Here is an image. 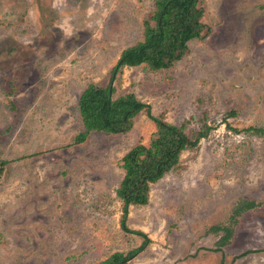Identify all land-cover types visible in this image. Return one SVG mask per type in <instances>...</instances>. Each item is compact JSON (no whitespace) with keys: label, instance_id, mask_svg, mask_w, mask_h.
Listing matches in <instances>:
<instances>
[{"label":"rangeland","instance_id":"374dc122","mask_svg":"<svg viewBox=\"0 0 264 264\" xmlns=\"http://www.w3.org/2000/svg\"><path fill=\"white\" fill-rule=\"evenodd\" d=\"M200 6L204 35L180 60L114 83L154 117L212 129L129 207L126 232L121 160L156 124L141 113L126 134L75 144L79 100L143 40L155 0H0V264H101L140 248L134 232L150 242L127 264H264V0ZM244 202L257 207L238 214Z\"/></svg>","mask_w":264,"mask_h":264},{"label":"trees","instance_id":"16d2710c","mask_svg":"<svg viewBox=\"0 0 264 264\" xmlns=\"http://www.w3.org/2000/svg\"><path fill=\"white\" fill-rule=\"evenodd\" d=\"M204 14L200 0H155L151 21L144 22L143 40L121 54L110 72L109 84L106 87L90 84L80 97L79 110L85 132L76 137L75 144L85 142L91 132L126 134L141 113L156 124L157 130L150 144H138L121 160L125 175L117 196L123 202L121 226L126 232H131L126 223L129 207L147 205L151 185L174 170L179 165L182 153L197 148L212 129L204 124L199 131L188 132L184 125H172L163 118L154 117L151 106L138 100L134 94L115 98V80L125 67L146 65L151 70H162L180 60L188 51V43L204 35ZM5 166L6 162L0 160V177ZM256 207L254 202H244L237 208V213ZM224 231L227 235L219 242L218 251L231 237L229 229ZM134 233L144 239L140 248L127 254L115 253L101 264H127L142 252L150 239L142 232Z\"/></svg>","mask_w":264,"mask_h":264}]
</instances>
